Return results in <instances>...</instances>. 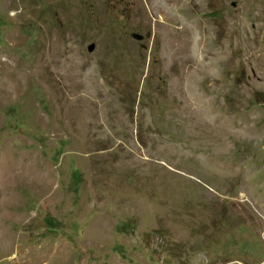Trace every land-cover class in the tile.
Wrapping results in <instances>:
<instances>
[{
  "label": "rangeland",
  "instance_id": "374dc122",
  "mask_svg": "<svg viewBox=\"0 0 264 264\" xmlns=\"http://www.w3.org/2000/svg\"><path fill=\"white\" fill-rule=\"evenodd\" d=\"M0 158V264H264V0H0Z\"/></svg>",
  "mask_w": 264,
  "mask_h": 264
},
{
  "label": "water",
  "instance_id": "95a60500",
  "mask_svg": "<svg viewBox=\"0 0 264 264\" xmlns=\"http://www.w3.org/2000/svg\"><path fill=\"white\" fill-rule=\"evenodd\" d=\"M131 35H132L133 37H135V38H141V37H142V34L137 33V32H132ZM92 45H93V43L88 44V45H87V46H88V49H91V48H92Z\"/></svg>",
  "mask_w": 264,
  "mask_h": 264
},
{
  "label": "bare ground",
  "instance_id": "6f19581e",
  "mask_svg": "<svg viewBox=\"0 0 264 264\" xmlns=\"http://www.w3.org/2000/svg\"><path fill=\"white\" fill-rule=\"evenodd\" d=\"M17 76H18V75H17ZM20 76H21V75H19V77H20ZM68 88H69V87H68ZM87 89H88V88H87ZM7 155H8V154H7ZM7 155H6V156H7ZM1 156H3V155H1ZM8 157H9V156H8ZM8 157H7V158H8ZM0 159H1V158H0ZM2 159H3V157H2ZM6 163H7V162H6ZM1 164H2V162H1ZM5 165H6V164H5ZM7 165H8V164H7ZM0 166H1V165H0ZM3 169H5V168H3ZM7 169H8V168H7ZM245 186H246V185H245Z\"/></svg>",
  "mask_w": 264,
  "mask_h": 264
}]
</instances>
